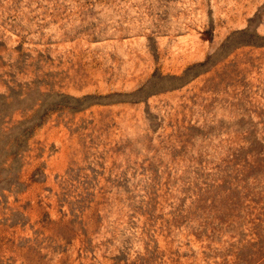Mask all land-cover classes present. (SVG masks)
Listing matches in <instances>:
<instances>
[{
    "label": "rangeland",
    "instance_id": "1",
    "mask_svg": "<svg viewBox=\"0 0 264 264\" xmlns=\"http://www.w3.org/2000/svg\"><path fill=\"white\" fill-rule=\"evenodd\" d=\"M0 264H264V0H0Z\"/></svg>",
    "mask_w": 264,
    "mask_h": 264
}]
</instances>
